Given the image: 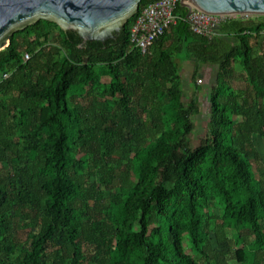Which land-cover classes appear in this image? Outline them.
<instances>
[{
	"label": "trees",
	"instance_id": "16d2710c",
	"mask_svg": "<svg viewBox=\"0 0 264 264\" xmlns=\"http://www.w3.org/2000/svg\"><path fill=\"white\" fill-rule=\"evenodd\" d=\"M151 1L105 43L41 19L0 50V264H264V16L209 38L178 3L143 54ZM185 59L218 68L196 146Z\"/></svg>",
	"mask_w": 264,
	"mask_h": 264
},
{
	"label": "water",
	"instance_id": "95a60500",
	"mask_svg": "<svg viewBox=\"0 0 264 264\" xmlns=\"http://www.w3.org/2000/svg\"><path fill=\"white\" fill-rule=\"evenodd\" d=\"M141 0H0V50L17 30L43 19L85 41L116 39ZM188 9L225 15L264 16V0H181Z\"/></svg>",
	"mask_w": 264,
	"mask_h": 264
},
{
	"label": "built area",
	"instance_id": "2783aa9c",
	"mask_svg": "<svg viewBox=\"0 0 264 264\" xmlns=\"http://www.w3.org/2000/svg\"><path fill=\"white\" fill-rule=\"evenodd\" d=\"M181 0H153L138 14L130 29V42L143 54L150 51L155 40L168 28L177 23L179 16L175 13L177 4ZM233 15L212 14L192 7L188 9L186 19L193 32L212 38L219 35V27ZM251 15H240L250 18ZM264 33V31H263ZM30 58L29 53L24 54V60ZM6 77L7 74H4ZM198 83L202 80L198 79Z\"/></svg>",
	"mask_w": 264,
	"mask_h": 264
},
{
	"label": "crops",
	"instance_id": "0c3cea01",
	"mask_svg": "<svg viewBox=\"0 0 264 264\" xmlns=\"http://www.w3.org/2000/svg\"><path fill=\"white\" fill-rule=\"evenodd\" d=\"M248 20L249 22H252L251 24H256L257 22L261 21L260 18L256 17L243 18L239 16H231L229 20H227L222 25L227 24L232 27H226L223 33L226 34L228 30L235 31L237 28L242 27L243 25H248ZM263 40L264 34L258 39V43L255 46V55H258L261 52ZM177 63L179 64V74L181 75L182 80L184 100L186 95L187 99L185 101L195 97L199 102L200 111L192 118L204 113L208 123L210 111L208 88L213 87L216 84L218 75L217 66L212 63H206L203 61L197 62L191 59H185L182 61L177 60ZM195 76L196 82L194 79ZM244 78V73L240 69H237L236 74L231 78L230 82L233 83L235 87L241 88L244 87ZM198 79H201L202 82L198 83Z\"/></svg>",
	"mask_w": 264,
	"mask_h": 264
},
{
	"label": "rangeland",
	"instance_id": "374dc122",
	"mask_svg": "<svg viewBox=\"0 0 264 264\" xmlns=\"http://www.w3.org/2000/svg\"><path fill=\"white\" fill-rule=\"evenodd\" d=\"M104 80L108 81V78L105 77ZM186 99H187V96L185 95V100ZM204 112H205V110H204ZM193 120L195 122L196 127L194 128L191 135L189 136V139H190L191 145L196 146L199 144V141H200L202 135L204 134V131L206 130L207 118H206L205 114L203 113V114L195 116L193 118ZM254 142L258 146L257 148H258V151H259L260 156H261V163L264 164V137L256 135L254 137ZM254 170L257 172L258 176H262V177L264 176L262 173L258 172V168L256 166H254ZM215 211H217V209H215ZM184 242H185V244H187L186 238L184 239Z\"/></svg>",
	"mask_w": 264,
	"mask_h": 264
},
{
	"label": "bare ground",
	"instance_id": "6f19581e",
	"mask_svg": "<svg viewBox=\"0 0 264 264\" xmlns=\"http://www.w3.org/2000/svg\"><path fill=\"white\" fill-rule=\"evenodd\" d=\"M234 16V15H233ZM235 16H239L240 17V15H235ZM252 16H256V15H252ZM198 82V81H197Z\"/></svg>",
	"mask_w": 264,
	"mask_h": 264
},
{
	"label": "flooded vegetation",
	"instance_id": "af4514ba",
	"mask_svg": "<svg viewBox=\"0 0 264 264\" xmlns=\"http://www.w3.org/2000/svg\"><path fill=\"white\" fill-rule=\"evenodd\" d=\"M106 41H107V40H106ZM106 41H105V42H106ZM83 42H84V41H83Z\"/></svg>",
	"mask_w": 264,
	"mask_h": 264
}]
</instances>
